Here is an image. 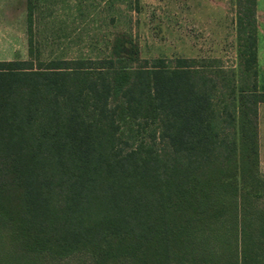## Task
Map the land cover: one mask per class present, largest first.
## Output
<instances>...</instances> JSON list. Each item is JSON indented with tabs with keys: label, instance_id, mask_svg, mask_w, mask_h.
I'll list each match as a JSON object with an SVG mask.
<instances>
[{
	"label": "trees",
	"instance_id": "trees-1",
	"mask_svg": "<svg viewBox=\"0 0 264 264\" xmlns=\"http://www.w3.org/2000/svg\"><path fill=\"white\" fill-rule=\"evenodd\" d=\"M236 5L242 72L127 37L0 62V264H264L258 0Z\"/></svg>",
	"mask_w": 264,
	"mask_h": 264
},
{
	"label": "rangeland",
	"instance_id": "rangeland-1",
	"mask_svg": "<svg viewBox=\"0 0 264 264\" xmlns=\"http://www.w3.org/2000/svg\"><path fill=\"white\" fill-rule=\"evenodd\" d=\"M236 3L237 0H0V62L104 59L111 56L118 37H127L138 47L142 59L192 58L208 65L218 62L213 65L226 72H242ZM256 19L260 41L258 84L264 90V0H258ZM260 119L264 127V108ZM251 197L256 209L264 211V188ZM63 264L92 261L81 256Z\"/></svg>",
	"mask_w": 264,
	"mask_h": 264
},
{
	"label": "crops",
	"instance_id": "crops-1",
	"mask_svg": "<svg viewBox=\"0 0 264 264\" xmlns=\"http://www.w3.org/2000/svg\"><path fill=\"white\" fill-rule=\"evenodd\" d=\"M258 43V68L260 69V55H259V37L257 39ZM264 108V104H261L259 107V160H260V169L262 174L264 175V127L262 126L261 119H260V113L262 109Z\"/></svg>",
	"mask_w": 264,
	"mask_h": 264
}]
</instances>
